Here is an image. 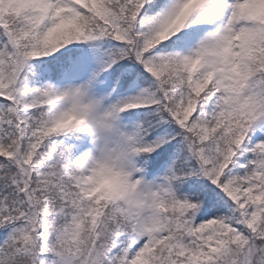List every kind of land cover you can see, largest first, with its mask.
<instances>
[{
    "label": "snow or ice",
    "instance_id": "obj_1",
    "mask_svg": "<svg viewBox=\"0 0 264 264\" xmlns=\"http://www.w3.org/2000/svg\"><path fill=\"white\" fill-rule=\"evenodd\" d=\"M0 264H264V0H0Z\"/></svg>",
    "mask_w": 264,
    "mask_h": 264
}]
</instances>
